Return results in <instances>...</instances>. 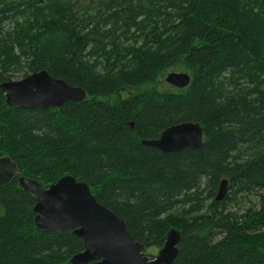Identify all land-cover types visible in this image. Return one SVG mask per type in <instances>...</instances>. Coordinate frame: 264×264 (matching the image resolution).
Listing matches in <instances>:
<instances>
[{
    "label": "trees",
    "instance_id": "obj_1",
    "mask_svg": "<svg viewBox=\"0 0 264 264\" xmlns=\"http://www.w3.org/2000/svg\"><path fill=\"white\" fill-rule=\"evenodd\" d=\"M180 64L185 88L104 99ZM39 70L87 96L15 109L0 90V154L20 175L86 182L145 248L179 230L172 264H264V0H0V82ZM187 121L198 149L141 143ZM33 205L17 177L0 186V264H67L82 242L37 231Z\"/></svg>",
    "mask_w": 264,
    "mask_h": 264
},
{
    "label": "water",
    "instance_id": "obj_2",
    "mask_svg": "<svg viewBox=\"0 0 264 264\" xmlns=\"http://www.w3.org/2000/svg\"><path fill=\"white\" fill-rule=\"evenodd\" d=\"M166 82L182 89L191 77L185 72H169ZM6 103L15 109L59 108L67 101L80 102L86 92L45 70L32 72L20 79L0 82ZM124 90V89H122ZM119 91L117 90V93ZM130 126L133 124L130 122ZM141 143L161 152L184 148L198 149L203 143V128L198 122H179L163 129L152 139ZM17 177L18 185L34 201L33 222L37 231L59 235L72 234L83 244V250L69 259V264H172L178 254L180 232L170 228L163 245L153 257L145 246L127 231L124 220L99 203L86 182L66 174L43 187L36 179L20 175L16 163L0 154V186ZM228 180L221 179L215 200L226 197Z\"/></svg>",
    "mask_w": 264,
    "mask_h": 264
},
{
    "label": "rangeland",
    "instance_id": "obj_3",
    "mask_svg": "<svg viewBox=\"0 0 264 264\" xmlns=\"http://www.w3.org/2000/svg\"><path fill=\"white\" fill-rule=\"evenodd\" d=\"M169 72H185L188 73L189 72L184 68V66L182 64L175 66V67H170L166 70H164L159 77L157 78V80L153 83L147 84L145 86H138V87H128L125 88L124 90H119L118 93L113 94L111 97H107L104 99H108L111 102H118L124 98H126V96L136 93L138 91H143L146 89H151V88H156L157 91L160 92H164V91H175V87L170 85L169 83L166 82L165 78L166 75ZM16 79H20V78H16ZM15 79V80H16ZM248 205V204H247ZM158 249L157 248H145V254L149 257H153L156 253H157ZM69 264V263H67Z\"/></svg>",
    "mask_w": 264,
    "mask_h": 264
}]
</instances>
